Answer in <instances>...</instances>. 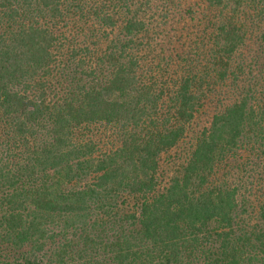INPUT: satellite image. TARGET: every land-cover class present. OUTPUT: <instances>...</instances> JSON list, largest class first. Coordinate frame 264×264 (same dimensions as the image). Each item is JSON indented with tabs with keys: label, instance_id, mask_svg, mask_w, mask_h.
<instances>
[{
	"label": "trees",
	"instance_id": "1",
	"mask_svg": "<svg viewBox=\"0 0 264 264\" xmlns=\"http://www.w3.org/2000/svg\"><path fill=\"white\" fill-rule=\"evenodd\" d=\"M0 264H264V0H0Z\"/></svg>",
	"mask_w": 264,
	"mask_h": 264
}]
</instances>
